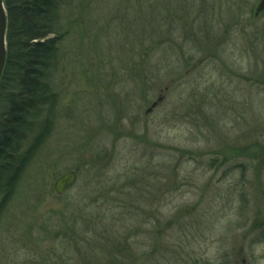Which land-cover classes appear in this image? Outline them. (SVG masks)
Listing matches in <instances>:
<instances>
[{"label":"rangeland","instance_id":"obj_1","mask_svg":"<svg viewBox=\"0 0 264 264\" xmlns=\"http://www.w3.org/2000/svg\"><path fill=\"white\" fill-rule=\"evenodd\" d=\"M261 1L60 0L55 126L0 264H113L124 239L134 264H264Z\"/></svg>","mask_w":264,"mask_h":264},{"label":"trees","instance_id":"obj_2","mask_svg":"<svg viewBox=\"0 0 264 264\" xmlns=\"http://www.w3.org/2000/svg\"><path fill=\"white\" fill-rule=\"evenodd\" d=\"M59 2L4 0L8 29L7 59L0 80V214L54 130L57 95L50 82L57 69L62 36ZM119 245L113 264H120L118 257L130 255L127 239ZM130 258L132 264L137 260Z\"/></svg>","mask_w":264,"mask_h":264},{"label":"water","instance_id":"obj_3","mask_svg":"<svg viewBox=\"0 0 264 264\" xmlns=\"http://www.w3.org/2000/svg\"><path fill=\"white\" fill-rule=\"evenodd\" d=\"M263 10L264 0L261 1V4L256 11V16H259ZM7 29V11L4 0H0V80L2 78L7 59ZM155 106L156 104H154L153 107ZM76 181L77 174L73 171L59 177L54 184V190L56 194L62 196L69 188L75 185Z\"/></svg>","mask_w":264,"mask_h":264}]
</instances>
